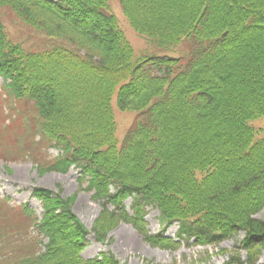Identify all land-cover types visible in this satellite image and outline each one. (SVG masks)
Listing matches in <instances>:
<instances>
[{
	"label": "trees",
	"instance_id": "1",
	"mask_svg": "<svg viewBox=\"0 0 264 264\" xmlns=\"http://www.w3.org/2000/svg\"><path fill=\"white\" fill-rule=\"evenodd\" d=\"M120 2L138 31L160 46L189 40L192 53L184 59L135 61L108 0H0L2 13L7 8L17 21L48 22L41 30L46 37L29 49V31L25 40L9 38L0 18V40L6 41L0 74L15 78L21 91L41 102L40 114L50 125L62 124L73 110L83 120L80 129L90 133L102 123L114 131L108 101L118 89L120 107L140 111V120L119 152L102 159L94 154L95 162L83 165L93 173L97 193L116 205L124 193L136 194L134 207L155 202L164 219L188 222L180 233L198 235L202 243L244 229L240 247L247 257L227 264H264L259 263L264 219L250 218L264 205V140L254 141L246 125L264 114V0ZM225 30L229 33L222 37ZM65 137L59 140L67 152L61 169L85 157ZM191 142L192 155L183 149ZM108 181L116 194H107ZM61 207L62 215L52 210L44 215L41 229L50 238L46 254L32 250L21 264H104L82 262L66 247L61 229H78L82 240L86 230L65 202Z\"/></svg>",
	"mask_w": 264,
	"mask_h": 264
},
{
	"label": "rangeland",
	"instance_id": "2",
	"mask_svg": "<svg viewBox=\"0 0 264 264\" xmlns=\"http://www.w3.org/2000/svg\"><path fill=\"white\" fill-rule=\"evenodd\" d=\"M112 11L118 16L120 26H123L127 38L134 46L136 55L140 52L152 50L146 37L141 36L136 31L130 29L127 18L116 0L110 3ZM42 22L48 24L44 18ZM164 52L165 50L156 49ZM177 55L178 52H169ZM18 108L20 101L16 100ZM114 107V116H112V125L114 131L111 132L107 126L104 128L103 137L98 144L103 146L120 144L127 130L135 120L136 112L130 110H119L116 108L115 98L112 100ZM250 128V133L254 135V141L264 140V114L250 117L246 121ZM100 128V130L102 129ZM99 130V131H100ZM98 132V131H97ZM88 134H92L88 132ZM193 139V138H192ZM182 139L179 140V144ZM184 151L191 155L195 145L191 142L183 148ZM49 155H56L54 149L49 150ZM42 186L55 192L61 189V194L69 198L72 211L83 222V225L91 231L88 236L89 244L83 252L85 258H93L102 252H109L121 264H227L230 260L237 257L241 260L246 259V250L239 249L238 253L234 252V246L244 238L245 233L241 231L236 236L225 239L218 244L199 245L195 238L190 242H182L179 248L163 249L145 242L143 237L130 224L123 222L120 213L111 214L103 211L101 206L94 201L92 193L85 189L86 185L80 186L78 183L77 170L72 168L67 174L55 172L40 175L34 169L31 162H10L4 165L0 161V195H10L15 202H27L40 214L42 211L41 203L31 195L33 186ZM130 205V201H128ZM146 219L148 220L149 229L152 233L165 232V235L175 237L178 225H173L168 230L161 226L159 221L160 211L158 208L150 206ZM250 218L264 219V208L261 207L257 212L250 215ZM96 233L105 240H99L95 237ZM93 230V231H92ZM129 240L131 243H128ZM261 257L259 263H264V248L260 251Z\"/></svg>",
	"mask_w": 264,
	"mask_h": 264
},
{
	"label": "bare ground",
	"instance_id": "3",
	"mask_svg": "<svg viewBox=\"0 0 264 264\" xmlns=\"http://www.w3.org/2000/svg\"><path fill=\"white\" fill-rule=\"evenodd\" d=\"M128 241V243H131L129 240H127Z\"/></svg>",
	"mask_w": 264,
	"mask_h": 264
}]
</instances>
